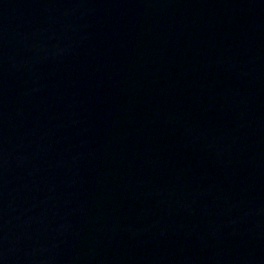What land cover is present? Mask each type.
<instances>
[{
	"label": "water",
	"instance_id": "water-1",
	"mask_svg": "<svg viewBox=\"0 0 264 264\" xmlns=\"http://www.w3.org/2000/svg\"><path fill=\"white\" fill-rule=\"evenodd\" d=\"M0 264H264V0H0Z\"/></svg>",
	"mask_w": 264,
	"mask_h": 264
}]
</instances>
